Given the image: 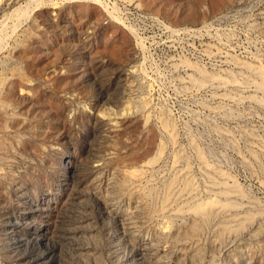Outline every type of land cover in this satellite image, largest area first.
Segmentation results:
<instances>
[{
    "label": "rangeland",
    "instance_id": "374dc122",
    "mask_svg": "<svg viewBox=\"0 0 264 264\" xmlns=\"http://www.w3.org/2000/svg\"><path fill=\"white\" fill-rule=\"evenodd\" d=\"M12 1L0 264H264V0Z\"/></svg>",
    "mask_w": 264,
    "mask_h": 264
},
{
    "label": "bare ground",
    "instance_id": "6f19581e",
    "mask_svg": "<svg viewBox=\"0 0 264 264\" xmlns=\"http://www.w3.org/2000/svg\"><path fill=\"white\" fill-rule=\"evenodd\" d=\"M18 0H13L12 1V4H14L15 2H17ZM32 1H35V0H32ZM40 1V0H39ZM38 2V1H37ZM22 3V2H21ZM23 3H26V5H30V4H32L31 3V1H28V2H26V0H23ZM20 4V3H19ZM37 4H39V3H37ZM28 7V6H27ZM22 8V7H21ZM20 12V11H19ZM22 12V11H21ZM13 13H16V12H13ZM18 13V12H17ZM23 13H25V11L23 10ZM22 15V14H21ZM198 212V211H197Z\"/></svg>",
    "mask_w": 264,
    "mask_h": 264
}]
</instances>
